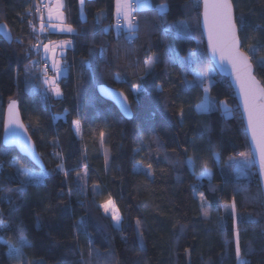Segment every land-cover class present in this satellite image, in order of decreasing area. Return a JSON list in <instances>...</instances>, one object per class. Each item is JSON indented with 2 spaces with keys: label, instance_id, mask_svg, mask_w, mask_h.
<instances>
[{
  "label": "trees",
  "instance_id": "trees-1",
  "mask_svg": "<svg viewBox=\"0 0 264 264\" xmlns=\"http://www.w3.org/2000/svg\"><path fill=\"white\" fill-rule=\"evenodd\" d=\"M150 3L151 8L133 13L139 27L128 40L126 30L115 28L114 0H83L82 16L78 0H62L72 35L39 32L37 8L44 11L45 2L0 0V22L12 36L10 44L0 38V221L6 225L0 238L17 246L21 235L27 240L19 257L0 243V264H236L237 230L242 258L247 264H264V208L256 174L237 179L227 163L249 153L231 87L215 73L210 95L216 104L200 112L196 105L203 89L187 87L192 74L171 59L196 52L197 69H208L200 0ZM232 3L238 26L243 17L241 48L256 47L253 65L264 83V70L255 63L264 58V0ZM160 4L167 6L162 14L156 8ZM38 32L41 45L64 38L72 42L63 55L66 74L58 80V98L42 100L44 89L33 66L38 55L30 50ZM153 57L145 75V62ZM28 65L31 71H26ZM133 84L142 91H134ZM97 85L122 92L131 118L124 119L99 97ZM10 100L17 102L47 170L39 184L20 181L14 164L37 169L1 144L3 112ZM220 101L229 115L222 114ZM73 120L80 121L79 135ZM189 157L195 165L191 170ZM141 161L152 165V175L135 168ZM61 162L67 176L54 171ZM205 163L210 178L197 180ZM192 184L205 194L207 216L193 197ZM109 199L121 216L117 228L99 207ZM233 201L235 220L224 208Z\"/></svg>",
  "mask_w": 264,
  "mask_h": 264
},
{
  "label": "snow or ice",
  "instance_id": "snow-or-ice-1",
  "mask_svg": "<svg viewBox=\"0 0 264 264\" xmlns=\"http://www.w3.org/2000/svg\"><path fill=\"white\" fill-rule=\"evenodd\" d=\"M83 4V0H81ZM152 5L150 0H116V24L115 28L120 30L121 28L126 30V39L131 40L138 32V20L134 17L133 13L140 10H145L151 8ZM166 5L160 4L157 6L158 11L162 14L166 10ZM62 3L61 0H57L56 8H48L49 20L53 18V12L56 14V19L60 21L59 24L52 25L53 28L58 29L61 32L72 33L74 29L70 24L66 23V17L61 11ZM39 12L40 9L37 8ZM203 16V28L207 34L208 39V50L211 53L209 58V66L207 71L201 72L197 69L196 65L200 62V57L196 52H192L187 57H180L179 55L173 56L171 59L174 61H179L186 73L192 74L191 80H185V84L189 88H202L203 97L196 105V109L200 112H207L214 108L216 102L210 95L211 85L215 82L213 76L216 73L217 65L221 71H229L230 75L233 77L235 85L239 92L240 101L243 107V113L247 121V130L251 135V140L254 145L255 156L251 153H239L240 157L245 158L247 162H253L258 158L260 174L264 177V83H261L257 79L255 68L253 65V59L257 51L255 46H249L247 51H242L240 47V40L238 33L243 30L244 23L243 17H241L240 25L238 26L233 14V3L232 0H203V11L201 13ZM31 24V22H30ZM6 25H0V33L5 36L8 33L5 31ZM108 29H105L107 31ZM35 31V29H34ZM46 31L43 22L40 25L39 32L43 33ZM187 31V29H184ZM71 41H60L59 43L54 41H48L43 43L44 52V67L41 70L42 73V83L45 85V92L42 94V100L47 99V93H51L57 97L61 96V89L58 84L59 78L65 74L66 66L63 63V47L65 45H70ZM37 53L40 52V42L38 39L37 44L32 46V49ZM50 61V65L49 62ZM155 63V57L145 62V75L150 73L152 65ZM256 65L264 70V58L257 60ZM36 62H33L35 66ZM31 68H26V71H31ZM49 71L53 75H49ZM40 78V77H38ZM134 91L137 93L142 91V87L139 84L132 85ZM105 94H111L107 89L104 90ZM124 97L121 92L119 94ZM220 107L224 109L226 114H230L231 110L228 108L224 101L219 102ZM126 114L130 113V108L127 105V97H124L122 104ZM181 117L183 116V109L180 111ZM73 126L76 134H80V121L73 120ZM5 128L11 133L12 139H5V144L16 143L19 144L23 150L29 154L34 162L40 163L39 154L35 151V145L33 144L31 137H27V129L24 124L20 121L19 113L17 111V102L11 100L8 104L7 115L5 118ZM18 129L23 130V134L18 131ZM101 138H103V131L100 133ZM27 137V138H26ZM106 160H107V150ZM231 159V157H230ZM141 165L147 168V175H152V165L144 164L143 161L140 162ZM189 167H195L194 162L191 157L187 161ZM17 177L23 184H39L42 182L43 178L48 175L47 170L41 167L39 173H33L26 169L23 165L17 167L13 165ZM59 170L63 172L65 176L68 175L64 168L63 163L57 164L54 171ZM210 174V169L205 163L201 169L199 176L201 178L208 176ZM80 187V185H77ZM197 186H193V191L196 192ZM71 191V190H70ZM95 194V189H94ZM200 200L202 201V211L205 216L208 215V211L204 208L206 204L205 194L203 192L198 193ZM103 209L104 213L111 214V218L116 227H119L121 222V216L116 208L115 204L108 200L106 203L99 205ZM231 208V213L234 220L237 217L235 202L233 201L231 205L226 204L225 210ZM139 224V221H137ZM6 227L3 221H0V228ZM182 230V229H181ZM0 243L6 244L9 247V254L19 257L21 255L22 246L27 244V240L23 235L20 237L21 246L13 244L11 241H4L0 239ZM236 257L237 264H247L241 256V250L239 246V233L237 230V242H236Z\"/></svg>",
  "mask_w": 264,
  "mask_h": 264
},
{
  "label": "water",
  "instance_id": "water-1",
  "mask_svg": "<svg viewBox=\"0 0 264 264\" xmlns=\"http://www.w3.org/2000/svg\"><path fill=\"white\" fill-rule=\"evenodd\" d=\"M202 11H203V0H200L199 28H200V32H201V36H202V41H203V44H204L205 53H206V56H207V58L209 60V58L211 56V53L208 50L207 34H206V32H205V30L203 28V16L201 15ZM233 14H234V11H233ZM234 18H235V15H234ZM0 25H5V24L3 22H0ZM5 31L8 33V35L5 36L4 34L0 33V38L6 44H10L11 41H12V36H11V33L8 30L7 26H6ZM240 47H241V45H240ZM241 50H242V48H241ZM216 73L219 76L225 78L227 80V82L229 83L230 87H231V90H232V93H233V97H234L235 102H236V106H237L238 111L240 113L244 134H245V137H246V140H247V144H248V148H249V153H251L253 156H255L254 145H253L252 140H251V135H250V133L247 130V121H246V118H245L244 113H243V107H242V104H241V101H240L239 92H238V89H237V87L235 85L233 77L230 75V69H229V71H221L219 66L217 65ZM95 89H96L97 95L99 97H101L102 99H104L105 101L111 103L116 108L118 113L124 119L128 120V119L131 118V116H132L131 109H130V113L126 114L125 111H124V108L122 107V104H123L125 96L121 97L119 95L121 93L120 91H117V90L112 89L110 87H107L105 85H97ZM105 89H107L108 92L111 93V94H105V92H104ZM10 101H8L7 104L5 105L4 112H3L2 130H1V144H2L3 147L15 149V151L18 153V155H20L21 157L25 158L30 164H32L37 170L40 171L41 167L44 168V165L42 163L41 158H40V163L37 164L36 162H34L32 160L31 156L29 154H27L19 144H16V143H9L7 145L5 144V139L6 138L9 139V140L12 139L11 133L8 132L6 130V128H5V118H6V115H7L8 104L10 103ZM127 105L130 108L128 100H127ZM17 111L19 113L18 105H17ZM19 118H20V121L22 122L20 114H19ZM25 128H26V126H25ZM18 131H20L23 134V130L22 129H18ZM27 137H30L28 132H27ZM35 151H36V149H35ZM36 153H37V151H36ZM252 164L254 166V171H255L256 178H257L258 185H259V189H260V192H261L262 204H263V208H264V177H262L261 174H260V167H259L258 158H256L252 162Z\"/></svg>",
  "mask_w": 264,
  "mask_h": 264
},
{
  "label": "rangeland",
  "instance_id": "rangeland-1",
  "mask_svg": "<svg viewBox=\"0 0 264 264\" xmlns=\"http://www.w3.org/2000/svg\"><path fill=\"white\" fill-rule=\"evenodd\" d=\"M78 3H79V4H78V6H79V12H80V15L82 16V12H81V0H78ZM54 5H55V3H54ZM156 8H157V7H156ZM157 10H158V8H157ZM158 12H159V11H158ZM164 12H165V11H164ZM164 12H163V13H164ZM115 13H116V0H114V9H113V18H114V19H116ZM159 13H160V12H159ZM160 14H161V13H160ZM47 24H48V23H47ZM54 24H59V23H56V21H49V24H48V25L51 27V29H56V28H53V27H52V25H54ZM122 29H123V28H122ZM123 30H125V29H123ZM72 33H73V32H72ZM60 41H71V40H70L69 38H64V39H62V40H58L57 43H59ZM71 46H72V43H71L70 45H65V46L63 47V55H64L65 50L71 48ZM63 57H64V56H63ZM30 67H31V65H28L26 68H30ZM39 71H40V70H39ZM65 74H66V72H65ZM65 74H64V75H65ZM51 75H53L52 72H51ZM64 75H62V76H64ZM38 76H39V75H38ZM62 76H61V77H62ZM61 77H60V78H61ZM39 80L42 82V77L39 78ZM41 84H42V87H43V89H44L46 86L43 85V83H41ZM42 93L44 94V92H42ZM47 96H50V97H52V98H58L57 96L52 95L51 93H47ZM218 107H219L220 110L223 112L222 114H224V115H229V114H226L225 111H224V109H222V108L220 107V104H218ZM246 154H247V153H246ZM227 163L229 164V169L231 170L233 177H235V178H237V179H247V177L249 176V173H250V174L255 173V171L251 170L252 162H247V163H246L245 158L240 157L239 155L236 156V157H231V159H229ZM187 166H188L189 170H191V167H189L188 163H187ZM18 167H19V166H18ZM135 168H136V169H140V170L144 171L145 173H147V168L141 166L140 164H136V165H135ZM26 169H28V168H26ZM28 170L31 171V172H33V173H39V172H40L39 170H31V169H28ZM148 176H150V175H148ZM209 178H210V174H209L208 176L203 177V178H201L199 175L196 176V179H197V180L209 179ZM193 186H194V185L192 184V190H193ZM198 193H199V192H198L197 190H196V192L193 191V197L197 200L198 204H199L200 206H202V201L200 200ZM105 203H106V202H105ZM204 205H205V204H204ZM204 205H203V206H204ZM229 205H231V204H229ZM224 208H225V206H224ZM100 210H101V213H102L103 215H105L106 217H108V219H109L111 225H112L113 227L117 228V227L114 225V222H113V220H112V218H111V214H107V215H106V214L104 213L103 209L100 208ZM228 210H231V208L229 207ZM0 239H1V238H0ZM2 240H3V239H2ZM137 240H138V243H139L140 245H142V239H141V236H140L139 233H137ZM236 242H237V239H236V237H234L235 252H236ZM7 252H8V254H9V247H8ZM13 256H14V255H13ZM236 264H237V257H236Z\"/></svg>",
  "mask_w": 264,
  "mask_h": 264
},
{
  "label": "crops",
  "instance_id": "crops-1",
  "mask_svg": "<svg viewBox=\"0 0 264 264\" xmlns=\"http://www.w3.org/2000/svg\"><path fill=\"white\" fill-rule=\"evenodd\" d=\"M37 1L39 3L45 2V4L47 5L46 9L44 11L39 12V13L37 12V15H38V19L40 20V23L43 22V24L48 26L50 34H56V35H59V34L72 35L73 34V33L61 32L58 29H51V27L48 25L49 21H56V23H60V21L58 19H56L55 12H53V18L51 20H49V14H48V8L49 7H52L53 9L56 8L57 0H37ZM54 3H55V5H54ZM61 3H62V0H61ZM53 41L57 42L58 40H53ZM41 56L44 57L43 47L41 48ZM48 63L50 65V61ZM49 75L51 76V71H49ZM43 92H45V88H44Z\"/></svg>",
  "mask_w": 264,
  "mask_h": 264
},
{
  "label": "built area",
  "instance_id": "built-area-1",
  "mask_svg": "<svg viewBox=\"0 0 264 264\" xmlns=\"http://www.w3.org/2000/svg\"><path fill=\"white\" fill-rule=\"evenodd\" d=\"M44 6H42V8H43ZM115 24H116V21H115ZM45 28H46V31L45 32H43L42 33V35H45V34H47L48 33V31H49V28L47 27V26H45ZM36 37H37V39H39V32L36 34ZM38 42V41H37ZM37 42L36 43H34V45L35 44H37ZM42 45L40 44V52L39 53H37L36 51H34L33 50V52H35V53H37V59H36V67H37V69H38V75H39V77L41 78L42 77V73H41V70L43 69V67H44V60H43V57L41 56V47ZM40 70V71H39Z\"/></svg>",
  "mask_w": 264,
  "mask_h": 264
}]
</instances>
